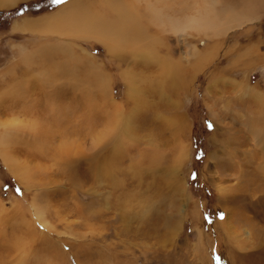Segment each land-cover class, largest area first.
Masks as SVG:
<instances>
[{"label":"rangeland","instance_id":"obj_1","mask_svg":"<svg viewBox=\"0 0 264 264\" xmlns=\"http://www.w3.org/2000/svg\"><path fill=\"white\" fill-rule=\"evenodd\" d=\"M67 4L106 31L123 23L105 5L124 9L134 33L111 54L55 26ZM205 14L215 31L188 24ZM236 83L264 93V0L0 7V264H264L263 146L246 123L264 131V114Z\"/></svg>","mask_w":264,"mask_h":264},{"label":"bare ground","instance_id":"obj_2","mask_svg":"<svg viewBox=\"0 0 264 264\" xmlns=\"http://www.w3.org/2000/svg\"><path fill=\"white\" fill-rule=\"evenodd\" d=\"M103 3H105L106 1L108 0H102ZM140 1V0H139ZM17 0H0V7L1 8H7V7H11V6H14L16 4ZM75 2V1H74ZM130 2V1H129ZM138 2V1H137ZM115 3V2H113ZM117 3L120 5L122 4L121 2H116L115 4V7L117 6ZM147 3V2H146ZM73 4V2H72ZM71 4V5H72ZM136 4V3H135ZM74 5V4H73ZM154 5V4H153ZM105 6H108L111 11L114 12L119 15V21H121L122 26H120L119 28H116V26H112V28H109L107 31H106V28L108 27V24L106 22L107 19L103 18V16H95L93 14L90 15L89 12L85 11L84 9L80 8L78 11H82L81 13H77V14H72L74 10H72L73 7H70L68 4L67 6L64 8L63 11H59V13L56 15H58L57 17H54L53 19L56 21V25L57 27L59 28H67L66 29V32L68 34H72L73 33V30L74 31H81L80 34L81 36H84L85 38L88 37V38H93L101 43H103L104 45L107 46L109 52L111 54H115L117 52V49H116V46L114 45V41H115V38L116 36H119L117 37V39L120 41L121 37L124 41H126L127 39H130V35H131V29L134 28V26L130 23H128L124 17L125 15L123 14L124 13V9L121 10L123 8V5L121 7V11L120 10H116L114 9V5L110 4V5H105ZM119 7V6H117ZM119 7V8H120ZM127 7V6H126ZM117 8V9H119ZM125 8V7H124ZM108 9V8H107ZM109 10V9H108ZM61 12V13H60ZM84 13V14H83ZM150 17L152 16V18H154L156 21H163V17H161V15L163 14V12L160 10V9H157V8H151L150 9ZM130 15V14H129ZM202 17L200 18L197 17L196 19L195 18H192V20H187L188 21V24L190 23H193L194 25H196L198 27V31L199 32H208L210 31L211 29L213 31H215V27L217 26L216 25V21H213L209 15L205 14V15H201ZM109 19V18H108ZM110 20V19H109ZM170 22V21H169ZM230 21L228 20V23ZM109 23V22H108ZM119 23V22H118ZM181 23H185V22H180V21H176L175 19L172 20V22H170L171 26L172 27H177L178 25H180ZM29 25V23H27ZM26 24V25H27ZM33 24V23H32ZM25 25V23H24ZM23 25V26H24ZM38 25V24H37ZM36 25V26H37ZM21 25V27H23ZM54 26V28H55ZM30 27V26H29ZM116 28V29H115ZM182 29H184L185 27H181ZM180 28V29H181ZM194 28V27H193ZM221 28L226 31L225 29V23L224 24H221ZM21 30V28H19ZM179 29V30H180ZM115 30L118 34H115ZM24 31V30H23ZM56 31V30H55ZM219 32V31H217ZM60 33V32H59ZM134 33V32H132ZM136 33V32H135ZM221 33V32H220ZM139 34V33H138ZM141 34V33H140ZM139 34V36H140ZM213 34V32H212ZM218 34V33H217ZM63 35V34H62ZM137 35V33H136ZM133 36V38L135 39V37L137 36ZM142 35V34H141ZM206 35V34H205ZM210 37V36H209ZM215 37V35H214ZM218 37V36H217ZM181 38V37H180ZM87 39V38H86ZM138 38H136L137 40ZM135 42V41H134ZM133 44V43H132ZM122 46V45H121ZM24 58V57H23ZM169 73H174V72H170ZM177 72H175V76L177 77ZM174 75H172L174 77ZM171 79V78H170ZM175 81V80H174ZM173 83V82H172ZM177 85V84H176ZM156 92V89L154 90V93L155 94ZM235 95H240L242 98L240 100L244 101V102H247L248 100H250V98H253L254 100H256L255 102H257V105L259 103V107H260V112L264 114V93H260L259 91H257L256 89L250 87L249 85L247 84H244V83H236L234 84L233 86V91ZM251 101V100H250ZM248 103V102H247ZM251 103V102H249ZM245 104V103H244ZM255 105V104H253ZM251 107V106H250ZM253 107V106H252ZM246 108V106H245ZM248 108V107H247ZM252 109V108H251ZM253 112V111H252ZM259 112V111H258ZM236 114V113H235ZM248 115V114H247ZM241 116V115H240ZM120 119V117H119ZM215 119V118H214ZM241 119V118H240ZM244 118H242L243 120ZM122 120V119H121ZM245 122V121H244ZM246 123H247V128H248V131L251 135V138L253 141H256L259 145H262L263 148L262 149V152L264 154V131L261 130L260 128H257V126H255L254 122L252 121V117L247 116L246 118ZM244 124V123H243ZM118 126L122 128V124L121 122L119 123L118 122ZM244 127V126H243ZM246 128V127H245ZM126 129H128V127H126L125 129H123V133L122 132L120 134H122L123 136L126 135V134H129L130 130L128 132H126ZM263 131V132H262ZM10 133V132H9ZM111 136V134L109 135V137ZM185 155H188L187 154V149L184 150L182 149V154H181V157L179 159L182 160L183 158H185ZM216 159V158H215ZM263 159H264V156H263ZM178 160V158H177ZM176 162V161H175ZM98 170L101 171V172H109L111 171V166H110V162H109V159L108 160H104L99 166H98ZM262 170L264 171V161H263V167H262ZM35 214L39 217H41V212L36 208L35 210Z\"/></svg>","mask_w":264,"mask_h":264},{"label":"crops","instance_id":"obj_3","mask_svg":"<svg viewBox=\"0 0 264 264\" xmlns=\"http://www.w3.org/2000/svg\"><path fill=\"white\" fill-rule=\"evenodd\" d=\"M28 21H29V20H23V21H21V23H17L15 28H16L17 30H20L19 28L23 29L24 26H26V23H27ZM24 23H25V25H24ZM21 25H22V26L24 25V26L21 27Z\"/></svg>","mask_w":264,"mask_h":264}]
</instances>
